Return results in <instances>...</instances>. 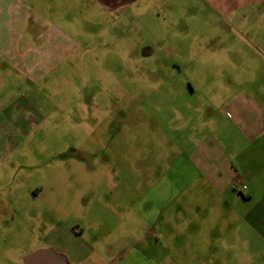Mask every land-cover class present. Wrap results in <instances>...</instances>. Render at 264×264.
I'll use <instances>...</instances> for the list:
<instances>
[{"label":"rangeland","instance_id":"374dc122","mask_svg":"<svg viewBox=\"0 0 264 264\" xmlns=\"http://www.w3.org/2000/svg\"><path fill=\"white\" fill-rule=\"evenodd\" d=\"M42 1L50 9L28 0L37 15L30 44L56 28L76 44L77 61L47 93L0 76V246L21 233L48 235L64 217L95 246L94 261L264 264L262 236L221 214L219 190L184 152L208 120L192 107L209 104L212 91L217 105L264 89L257 0H135L115 10L99 0ZM24 93L37 101L31 110L17 103ZM11 106L19 110L5 117ZM171 108L181 119L172 122ZM215 109L219 125L229 121Z\"/></svg>","mask_w":264,"mask_h":264},{"label":"crops","instance_id":"0c3cea01","mask_svg":"<svg viewBox=\"0 0 264 264\" xmlns=\"http://www.w3.org/2000/svg\"><path fill=\"white\" fill-rule=\"evenodd\" d=\"M99 2L106 5L108 10H115L112 8L129 9V5L135 0H99ZM44 3L42 0H37L38 8L50 9L51 3ZM253 3H258L256 7L260 6L258 11L260 24L264 25V0ZM33 12H35L34 8L28 0H0V70L4 73L0 76L28 78L31 84L47 93L46 89L52 90L60 84V79L56 82L52 78H59L71 72L69 68L77 61V49L76 44L67 42L56 28L52 29L44 44L31 45L25 31L28 22L37 16ZM240 21L243 23V20ZM42 23L44 21L37 20V26H43ZM37 34L38 32L35 33L36 37ZM261 38L258 44L263 51H258L256 56L264 60V39ZM48 83L51 85L47 86ZM29 91L26 90L27 93ZM35 91L38 93V90ZM191 91L193 92V89ZM217 91H212L216 94L214 98L212 97L213 100L207 98L209 104L204 107H192L197 116L203 115L208 120L198 122L196 135L193 134L188 138L190 142L195 140L196 145L184 152L188 153L189 162L199 172V178L219 190L217 200L222 207L221 214L230 221L242 218L262 236L264 241V104L262 103L264 101L253 95H263L264 89L260 87L258 91H253V94L242 92L216 105L214 99ZM222 92V95H227L224 93H230L231 90ZM18 102H23L24 108L31 110L27 108L28 104H35L37 101L30 99L24 93ZM215 108L226 113L230 117L229 121L219 125L214 119L218 117ZM14 109L19 110L18 107ZM14 109L12 106L6 108L2 114L5 117L9 116L13 114ZM171 113L172 122L181 119L182 115L179 111L171 108ZM174 166L173 164L169 168V176L175 172ZM242 186L247 187L245 192L242 191ZM255 190H259V195H256L258 191ZM24 211L22 208V212ZM9 215L12 218L18 216L13 212ZM54 221L59 224L55 225L48 235H36L30 238L21 233L16 240L5 238L4 244L0 246V264L124 263L123 261L103 263L100 259L94 261L95 246L84 240L83 230L68 225V218L57 217ZM170 224L169 220V226Z\"/></svg>","mask_w":264,"mask_h":264},{"label":"built area","instance_id":"2783aa9c","mask_svg":"<svg viewBox=\"0 0 264 264\" xmlns=\"http://www.w3.org/2000/svg\"><path fill=\"white\" fill-rule=\"evenodd\" d=\"M247 190L246 186H242V191L245 192Z\"/></svg>","mask_w":264,"mask_h":264}]
</instances>
